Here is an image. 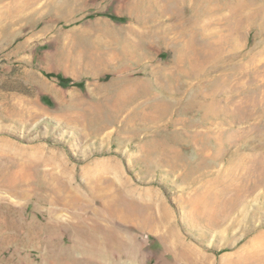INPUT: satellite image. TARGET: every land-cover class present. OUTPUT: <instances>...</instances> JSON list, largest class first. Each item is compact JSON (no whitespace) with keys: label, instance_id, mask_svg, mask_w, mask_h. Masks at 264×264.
Masks as SVG:
<instances>
[{"label":"rangeland","instance_id":"rangeland-1","mask_svg":"<svg viewBox=\"0 0 264 264\" xmlns=\"http://www.w3.org/2000/svg\"><path fill=\"white\" fill-rule=\"evenodd\" d=\"M55 1L14 20L8 14L25 0H0V159L30 166L34 178L55 173L88 200L103 178L137 189L149 211L115 223L126 241L109 263L264 260V0ZM131 80L152 88L131 111L161 107L119 133L131 112L109 126L94 105ZM153 146L166 153L146 156ZM166 159L175 170L162 166ZM253 161L262 166L254 175ZM231 185L249 198L226 222L208 220L210 209L194 201ZM46 195L4 194L0 264H63L51 255L70 244L65 220L83 211L53 205L64 222L53 239L43 230ZM15 211L20 245L6 242Z\"/></svg>","mask_w":264,"mask_h":264},{"label":"bare ground","instance_id":"bare-ground-1","mask_svg":"<svg viewBox=\"0 0 264 264\" xmlns=\"http://www.w3.org/2000/svg\"><path fill=\"white\" fill-rule=\"evenodd\" d=\"M68 1L69 0H65L64 3L67 2V4H69ZM57 3L58 2H56L55 0H45V2L44 0H25V2H23L22 4H18L19 6L17 8L15 7V13L14 11H12L10 12V14H8V16L15 15L12 19L18 18L22 13L26 11H36L37 9H39V4L42 5V8L53 4V7L55 8V6L57 7V5H59ZM243 3L245 5L244 1ZM70 4L73 3L70 2ZM239 4L237 5L240 7ZM238 6L236 8H238ZM165 41L166 39H164L163 42L165 43ZM150 85L151 82L148 84L141 80H131L119 83V87L112 93L111 96H109L105 101L94 105L98 108L95 111L99 113V116L100 113L102 115L103 113H107V115L109 114V118L107 120L105 119L109 126L118 124L119 122H121L120 120L123 114L131 112L129 116L126 119L124 118V120L121 122L122 126L120 130H118L119 133H124L125 131L127 132V127L130 126V124L139 117L148 119L149 117L147 116L152 117L151 114L148 113L150 111H148L147 113L144 112L146 109H150L156 113H159V109L161 106L160 104L156 103H152L150 105L148 104L149 107L144 108V111L130 110L132 106L138 104L140 99L151 93L152 88H150ZM163 113L164 112L162 111L161 114ZM211 113L212 115H215L216 108L212 110ZM97 115L98 114H96V116ZM105 130H107V128L98 130V135L100 134V132L103 133ZM159 146H153L154 148L150 147L151 149L148 147L150 152H145L144 150L145 155L150 156L152 154H156L155 152H158L161 155L166 153L164 149L159 148ZM173 160L174 159H166V163H164V165L162 166L168 167L170 168V170H175L176 167L174 164L177 162ZM246 161L247 159L242 161V164H245ZM232 162L233 160L230 162V164ZM247 163L252 164V161L248 160ZM19 167V164L4 162L2 158L0 159V201L6 200V196H4V194L6 193H10L12 195H15L17 198L24 199L33 196V194H35L39 189L45 191L47 195L43 196V200L45 203H49L50 207L48 208V221L43 230H45L46 234L51 238L55 239V237L58 238V236H60V234L58 235V232L60 230V227H62L64 223H62V217H60L61 215L59 214L57 209L53 207V205L61 204L66 209L79 207L83 211V213H78L75 216L68 217L69 219H72V221L65 220V222H67V224H65L66 229L70 234V244L66 247H62V245L57 246L55 244L56 249L51 255V257L53 258V262L55 261L57 263L63 264H105L109 261L110 253L117 249L118 245H121L126 241L123 233L118 228H116L115 225L118 224V222L127 224L132 221V219L138 214L144 215L149 211L148 205H144L139 202L136 196L138 192L137 189L132 188V186H128V181L126 182L127 185L123 184L121 186L114 180L103 178L100 181L105 188L101 187L99 181L92 182L93 185L91 184L89 186L91 199L88 200V198L86 199V197L80 191L75 190L70 182L65 181L55 173H44L42 177L38 179L36 177L34 178L32 174L28 172L30 166H22V168L25 167V169L23 170ZM260 168H262L261 163L258 161H253V166L251 165L249 170L252 172V175H254L256 172H260ZM254 190L255 189H253L252 191ZM243 191L244 190L239 188L238 185L223 186L221 189L212 192L213 194H215H212V198V195H210L211 193L205 192L198 196V198L194 202L195 204H197V207L204 206L206 209H210L211 214L210 216H207L208 220L216 221V219L222 218V221L224 220V223L229 220V218H231V216L235 212V209L240 204H242V202L249 198V195L251 193L245 194ZM65 194L67 195L65 196ZM227 197L229 199L226 200ZM98 203H101V206H99ZM15 210L19 211L18 209ZM17 211L13 212L15 217L11 218L10 220L8 230L11 236H9L10 239L6 238V242L19 244V242H21L20 240H22L21 229L23 225L22 223H20V221H17L19 219ZM87 212H91V214L88 215ZM1 213L4 214L3 211H1ZM204 214L205 212L201 214V218L204 216ZM53 239L51 241L47 240L48 247L53 245ZM40 245H43L42 241L40 242ZM179 257H182V259H184L185 261L188 259V254L187 252H183L179 254ZM246 257L239 260L237 264H262V262H264L263 259L257 256H253L252 259ZM108 264L119 263L117 261H112L110 263L108 262Z\"/></svg>","mask_w":264,"mask_h":264},{"label":"trees","instance_id":"trees-1","mask_svg":"<svg viewBox=\"0 0 264 264\" xmlns=\"http://www.w3.org/2000/svg\"><path fill=\"white\" fill-rule=\"evenodd\" d=\"M50 77H58L60 81H67L68 79H64L61 76H56L55 74H50Z\"/></svg>","mask_w":264,"mask_h":264}]
</instances>
